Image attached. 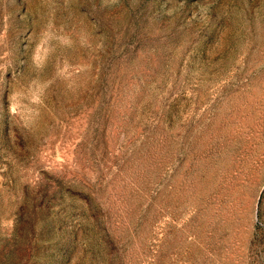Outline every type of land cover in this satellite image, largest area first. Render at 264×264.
<instances>
[{"label": "rangeland", "instance_id": "rangeland-1", "mask_svg": "<svg viewBox=\"0 0 264 264\" xmlns=\"http://www.w3.org/2000/svg\"><path fill=\"white\" fill-rule=\"evenodd\" d=\"M0 264H264V0H0Z\"/></svg>", "mask_w": 264, "mask_h": 264}]
</instances>
